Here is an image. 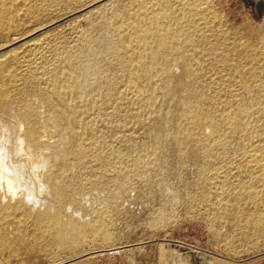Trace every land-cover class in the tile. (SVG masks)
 I'll list each match as a JSON object with an SVG mask.
<instances>
[{
  "label": "bare ground",
  "instance_id": "obj_1",
  "mask_svg": "<svg viewBox=\"0 0 264 264\" xmlns=\"http://www.w3.org/2000/svg\"><path fill=\"white\" fill-rule=\"evenodd\" d=\"M20 1L0 0L1 32L37 17L39 6ZM122 1L126 9L110 15L107 38L100 43L104 49L89 63L81 62L78 44H55L51 58H46V43L34 41L35 36L21 43L30 47L26 55H0V107L6 110L0 114V252L14 255L22 232L54 242L59 237L66 240L67 229L82 231L65 218L87 197L81 184L70 185L80 175L97 173L116 182L142 175L138 167L150 155L130 161L126 153L105 144L103 131L113 136L121 125L100 121L98 98H118L124 110L135 111L136 116L124 111L126 118L155 114L168 128L169 113L160 103L176 96L174 85L180 88L181 111L169 133L180 154L190 146L201 152L211 180L218 178L211 167L227 159L229 140H236L242 154L236 163L247 173V181L237 182L233 189L219 181L215 217L229 218L237 226L255 227L264 221V150L253 151L251 145L258 135L257 142L264 143V49L256 52L236 42L223 43L224 38L211 39L208 30L204 32L212 23L210 14L199 0ZM44 33L38 31L37 36ZM259 39L263 47L264 33ZM85 48L97 51L91 40ZM98 60L115 66L118 79L108 80ZM176 69L184 76L179 83L174 82ZM223 71L227 75H220ZM20 81L39 91L41 106L20 99ZM69 134L77 143L74 151L66 143ZM8 222L18 233L13 241V234L3 228Z\"/></svg>",
  "mask_w": 264,
  "mask_h": 264
},
{
  "label": "rangeland",
  "instance_id": "obj_2",
  "mask_svg": "<svg viewBox=\"0 0 264 264\" xmlns=\"http://www.w3.org/2000/svg\"><path fill=\"white\" fill-rule=\"evenodd\" d=\"M199 1L202 10L210 14L212 23L204 27V32L208 30L205 33L211 39L224 38L227 40L223 39V43L236 42L256 52L264 49V45L258 46L259 37L264 33V0H254L253 7L245 5L243 0ZM106 2L113 4L97 7ZM29 4L39 6L37 17L16 30H0V55H26L30 47L21 43L35 36L34 41L46 43V58H51L55 44L67 48L78 44L81 62L89 63L104 49L100 43L107 38L110 15L126 9L122 0H55L52 4L29 0ZM38 31L45 33L37 36ZM90 40L97 51L85 48ZM96 64L108 73V80L118 79L115 66L100 60ZM175 72L174 82L183 81L181 70ZM214 75L217 74L211 76ZM19 84L20 99L42 105L43 100L34 86L24 81ZM174 88L176 96L160 103L169 113L168 128L155 114L136 120L126 118L124 111L136 116L135 111L124 110L118 98L97 99L102 113L98 116L100 121L121 125L113 136L103 131L105 144L114 152L126 153L130 161L140 154L150 155L148 161L138 167L142 175H130L117 182L97 173L80 175L70 185L76 188L81 184L87 197L84 203L68 211L65 218L73 225L82 226L83 230L67 229L66 240L59 237L51 242L42 237L38 241L31 236L32 232L18 236L9 220L3 228L13 234L11 241L19 237L20 248L12 256L0 252V264H264V221L255 227L237 226L231 219H217L214 214L219 181L223 180L221 182L230 189L237 182L247 181V173L237 167L242 154L236 150V140L227 143V159L211 167V172L218 177L211 180L205 170L203 154L190 146L188 152L181 155L175 137L169 133L175 129L181 111L177 99L180 88L177 85ZM105 89L111 91V84ZM4 113L6 110L0 107V114ZM256 127L262 129L260 124ZM259 137L251 139L253 151L264 150V143L257 142ZM65 138L72 150H76L73 136L69 134ZM125 181L127 183L123 184Z\"/></svg>",
  "mask_w": 264,
  "mask_h": 264
},
{
  "label": "water",
  "instance_id": "obj_3",
  "mask_svg": "<svg viewBox=\"0 0 264 264\" xmlns=\"http://www.w3.org/2000/svg\"><path fill=\"white\" fill-rule=\"evenodd\" d=\"M243 2L245 3V5L253 7V2L250 0H243Z\"/></svg>",
  "mask_w": 264,
  "mask_h": 264
},
{
  "label": "crops",
  "instance_id": "obj_4",
  "mask_svg": "<svg viewBox=\"0 0 264 264\" xmlns=\"http://www.w3.org/2000/svg\"><path fill=\"white\" fill-rule=\"evenodd\" d=\"M250 1H252V2H253V6H254V4H255L254 2H255L256 0H255V1H254V0H250Z\"/></svg>",
  "mask_w": 264,
  "mask_h": 264
}]
</instances>
